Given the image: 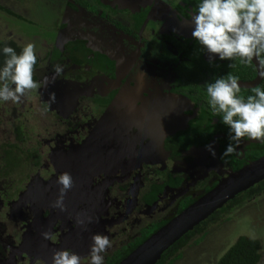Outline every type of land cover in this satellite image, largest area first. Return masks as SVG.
Instances as JSON below:
<instances>
[{
    "label": "flooded vegetation",
    "instance_id": "af4514ba",
    "mask_svg": "<svg viewBox=\"0 0 264 264\" xmlns=\"http://www.w3.org/2000/svg\"><path fill=\"white\" fill-rule=\"evenodd\" d=\"M196 2L0 0V35L17 51V43L36 44L40 83L20 103L0 104V264H50L63 248L84 257L94 233L112 241L105 264L118 263L264 156V143L246 137L238 154L221 156L227 129L207 106L204 82L231 73L247 95L264 79L238 61L207 62L190 36ZM65 171L74 185L61 212L51 203ZM259 184L245 200L260 194ZM197 233L164 263L183 264L174 257L197 245Z\"/></svg>",
    "mask_w": 264,
    "mask_h": 264
},
{
    "label": "clouds",
    "instance_id": "9594fccd",
    "mask_svg": "<svg viewBox=\"0 0 264 264\" xmlns=\"http://www.w3.org/2000/svg\"><path fill=\"white\" fill-rule=\"evenodd\" d=\"M188 24L191 39L198 51L207 54V62L228 61V67L242 65L254 67L256 76L264 79V0H197L195 12L189 13ZM8 35H0V104H18L29 90L37 89L40 83L33 79L38 62L36 44L17 43L19 51L12 47ZM15 42V41H14ZM63 69L59 65L53 72L59 76ZM47 79V78H45ZM207 106L213 116H220L226 126V139L221 156L238 154L242 138L264 143V88H251L250 94L242 95L239 77L228 73L204 82ZM50 97L52 95L50 94ZM205 150L216 156L211 144ZM57 196L51 207L63 212L65 194L74 185L72 175L65 171L58 174ZM91 219L89 218V223ZM77 225L82 221L76 220ZM43 239H52L42 232ZM112 247L107 234L94 233L86 256L71 249L55 250L50 264H105V257Z\"/></svg>",
    "mask_w": 264,
    "mask_h": 264
},
{
    "label": "water",
    "instance_id": "95a60500",
    "mask_svg": "<svg viewBox=\"0 0 264 264\" xmlns=\"http://www.w3.org/2000/svg\"><path fill=\"white\" fill-rule=\"evenodd\" d=\"M264 180V156L243 166L151 234L117 264H156L161 254L236 195Z\"/></svg>",
    "mask_w": 264,
    "mask_h": 264
},
{
    "label": "rangeland",
    "instance_id": "374dc122",
    "mask_svg": "<svg viewBox=\"0 0 264 264\" xmlns=\"http://www.w3.org/2000/svg\"><path fill=\"white\" fill-rule=\"evenodd\" d=\"M19 183L16 182L18 185ZM160 214L163 215V212ZM208 229L202 242L185 248L182 257L183 264H199V262L211 264L218 250L223 246L225 249L242 235L260 242V262L258 264H264V191L247 200L244 207H239L231 214L219 217L215 223L208 226ZM200 251L207 253L204 257H199L201 261L196 256Z\"/></svg>",
    "mask_w": 264,
    "mask_h": 264
},
{
    "label": "trees",
    "instance_id": "16d2710c",
    "mask_svg": "<svg viewBox=\"0 0 264 264\" xmlns=\"http://www.w3.org/2000/svg\"><path fill=\"white\" fill-rule=\"evenodd\" d=\"M260 183V182H259ZM256 184L257 186L260 184ZM254 187V186H253ZM260 187V186H259ZM262 189L264 190V184L260 187V193L262 192ZM160 188H158V191ZM249 191H253V188L246 190L244 192H241V194L236 195L232 200L228 201L227 204L223 205L221 208L216 210L213 214H211L207 219L200 222L197 226H195L191 231L186 233L182 238H180L175 244H173L171 247H169L166 251H164L159 260L156 264H166L164 263L166 256H172L174 253H176V246L182 244V246H186V240L188 237H191V235L197 231V234H200L199 238L195 240V243H198L201 241L202 236L205 232H207V228L211 223H215L219 217L229 215L233 210H235V206H238L237 208L241 207L247 200H245L249 195L251 196L253 193L249 194ZM249 194V195H246ZM239 198L242 199V201L239 203ZM189 202H184V206L189 204ZM239 204V205H238ZM183 208L180 206L179 209ZM236 208V209H237ZM232 210V211H231ZM166 222V221H165ZM165 222H162L158 224V227L163 225ZM212 226V225H211ZM154 230V229H153ZM152 230V231H153ZM205 231V232H204ZM260 242L254 238H247L246 236H239L237 237L231 245L226 247L224 249V246L218 250V252L215 253L213 258L214 262H211V264H258L260 262ZM175 259L182 258V254L180 252L177 253V255L174 257ZM117 260V259H116ZM201 261V258H199ZM117 261H112L110 264H116ZM173 263L172 261H167V264ZM199 264H201L199 262ZM205 264V263H202Z\"/></svg>",
    "mask_w": 264,
    "mask_h": 264
}]
</instances>
